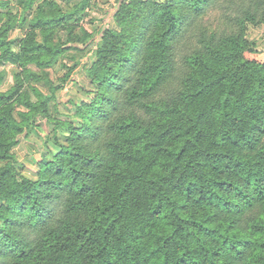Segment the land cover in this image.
Returning a JSON list of instances; mask_svg holds the SVG:
<instances>
[{"label":"trees","instance_id":"obj_1","mask_svg":"<svg viewBox=\"0 0 264 264\" xmlns=\"http://www.w3.org/2000/svg\"><path fill=\"white\" fill-rule=\"evenodd\" d=\"M29 1L20 17L0 0V66H15L5 90L0 71V264H264V58L248 34L264 0H122L67 119L51 102L78 62L61 59L93 34ZM213 6L227 31L201 23ZM39 119L54 148L19 175Z\"/></svg>","mask_w":264,"mask_h":264},{"label":"crops","instance_id":"obj_2","mask_svg":"<svg viewBox=\"0 0 264 264\" xmlns=\"http://www.w3.org/2000/svg\"><path fill=\"white\" fill-rule=\"evenodd\" d=\"M42 1L44 0H33V2H31L30 4L31 5L30 11H33L35 7L39 5ZM8 2H9V9L15 13H18L20 17L24 16V14L28 12L27 10H29L28 6L25 7L19 4L18 0H8ZM54 2L60 5L64 12H74L72 16L73 18L77 19V17L80 16L79 20H77V23H78L77 30L86 29L87 32H92L93 34L91 40H90V36H87V38H85L87 41V45H88L86 50H82L78 53H75V49H70L68 51L67 53L68 57L67 56L66 57L69 58L71 63H68L67 60L64 59V62L66 64H69L68 66L72 65L75 62H78V64L75 67L76 69L74 68V70L78 71L80 69L78 74L81 75L82 81L79 84V86L83 88H78V89L73 88V91H70V90L68 91L74 94L77 93V95L75 94L77 97L76 99L79 100L83 97L84 87H86L87 89V76L85 74L84 66L88 65L92 59L90 48L92 44H94V42L98 39L100 32L103 30V28L115 26V22L113 19V13L117 6L110 4L107 0H54ZM83 3H85L84 8L81 10H78V7H80ZM258 27L259 26L251 28V31H252L251 38L259 41L258 37L261 34L258 33L259 31L257 29ZM26 29H27L26 22L18 23L12 30L9 31L8 38H10L11 40H18L25 35ZM65 36H66L65 33H63L62 37L65 38ZM86 41H83V42L76 41L74 42V44L78 46H82L84 43H86ZM260 55L264 56V52L261 53ZM71 56L73 57L71 58ZM0 67H1L0 71L3 70L5 73L4 79L1 84V89L5 90L12 85V70L14 69L15 66L9 63V64H6ZM59 92L60 90L56 94L57 98L51 102L50 113L52 115H54V113L58 111L54 109V105L56 104V107H58ZM69 101L75 102L76 100L69 99ZM40 120L41 119H39L38 121ZM21 146H22V143L19 140L18 144L14 148L16 154L17 153L19 154L20 153L19 151L21 152L23 151ZM26 150L29 154H31V150H33L32 146L30 145L27 146ZM26 158L27 157H25L24 160H26ZM37 159H38L37 156H34L33 158H28L29 162L31 163L32 162L34 163V161Z\"/></svg>","mask_w":264,"mask_h":264},{"label":"rangeland","instance_id":"obj_3","mask_svg":"<svg viewBox=\"0 0 264 264\" xmlns=\"http://www.w3.org/2000/svg\"><path fill=\"white\" fill-rule=\"evenodd\" d=\"M158 1H163V0H158ZM201 23L207 26L208 29L217 32H220L222 30L225 31L228 30L227 25L222 19V10L218 6H213L210 9H208L207 12L203 15L201 19ZM259 27L257 28L259 30L258 33L261 34L258 37L259 41L255 39L257 42V52L251 54L250 56L257 59H263L264 56L260 54L264 52V23L260 24ZM251 28L254 27H250L248 30V34L250 37L252 35ZM64 59H66L68 63H71L69 58H67L66 56L64 58L62 57L61 61L64 62ZM68 65L69 64H67V66ZM49 70L51 74V79L55 81L57 77L61 76L62 73L64 72V69L61 68L58 64H55ZM79 70L78 71L74 70L70 73L69 78H67V80L65 81L64 88L60 90L58 94L59 97V104L57 107L58 111L54 113V117H57L59 119H67L70 116H72L75 107L73 101L71 102L69 101V99L77 100L76 99L77 93H75L76 94L75 95L70 91H73V88L76 89L83 88L79 86V84L82 81L81 75L78 74ZM43 88L44 90H46L45 87ZM90 88H92V85L90 83L89 78L87 77V90ZM84 89H86V87H84ZM52 125L53 123L51 121H45L44 119H41L39 123L35 126V129H32V131H30L26 137L23 134L19 135V140L22 143L21 148L23 149V151L22 152L19 151L20 153L16 154L18 158L16 164L18 169L17 174L28 175L31 176L32 178L35 177V170H37V166L35 163L29 162L28 158H33L34 156H37L39 158L40 151L44 148L45 143L48 144L51 148H54V144L52 140V134H53ZM63 132L64 131L61 128L58 129V134H61ZM263 143H264V135L260 138L258 145H262ZM29 145L32 146L33 149L31 150L32 155L29 154L26 150V147ZM25 157H27L26 160H24Z\"/></svg>","mask_w":264,"mask_h":264},{"label":"built area","instance_id":"obj_4","mask_svg":"<svg viewBox=\"0 0 264 264\" xmlns=\"http://www.w3.org/2000/svg\"><path fill=\"white\" fill-rule=\"evenodd\" d=\"M110 4L117 6L122 0H107Z\"/></svg>","mask_w":264,"mask_h":264}]
</instances>
